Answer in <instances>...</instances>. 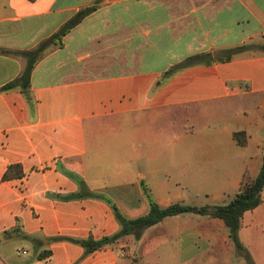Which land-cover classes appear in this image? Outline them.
I'll return each instance as SVG.
<instances>
[{
	"label": "crops",
	"instance_id": "obj_1",
	"mask_svg": "<svg viewBox=\"0 0 264 264\" xmlns=\"http://www.w3.org/2000/svg\"><path fill=\"white\" fill-rule=\"evenodd\" d=\"M85 9L35 63L31 105L18 90L0 92V264H151V250L160 264H231L230 254L234 264H264V199L243 214L238 252L216 233L221 220L190 213L124 248L85 255L51 241L116 235L107 201L128 219L143 217V185L162 208L193 195L227 205L243 177L258 175L264 152V0H0V88L25 69L23 53ZM243 46L247 54L232 55ZM120 127L142 143L130 146L133 171L88 170L86 134L97 144ZM14 164L23 177L2 181ZM69 175L101 198L68 199L80 190ZM215 250L227 254L222 261Z\"/></svg>",
	"mask_w": 264,
	"mask_h": 264
},
{
	"label": "trees",
	"instance_id": "obj_2",
	"mask_svg": "<svg viewBox=\"0 0 264 264\" xmlns=\"http://www.w3.org/2000/svg\"><path fill=\"white\" fill-rule=\"evenodd\" d=\"M33 1V0H30ZM92 9H85L78 14H76L72 19H70L64 26H62L56 34H54L50 39L43 41L35 49L23 53V56L26 59V66L21 75L14 81L6 84L0 88V92H6L11 90H18L23 94L25 100L29 105H31V97L29 94L30 88V76L33 70V67L37 60L44 54L45 51L52 45L55 44L56 40L60 41L65 34H67L72 28H74L85 15L91 12ZM246 47H240L236 51L244 50ZM198 58V57H194ZM231 55L226 57V60H229ZM193 59L189 58L184 63L171 67L167 72L164 73V78H169L173 74L183 70L184 68L190 67L193 65L191 62ZM221 61V60H219ZM233 139L236 144L243 146L245 144V134L243 132H238L233 134ZM23 171L20 164H14L7 167L2 181H10L14 179H20L23 177ZM70 178L75 180L79 185V192L73 196L68 197L72 198H81V197H96L101 198L99 195L92 193H85V185L83 181L77 179L73 175H69ZM264 187V152L262 156V162L259 169L258 175L253 179H246L243 177L240 183L238 193L232 198V200L224 206H207V207H191L184 204H172L168 207H160L153 199L152 194L149 188L142 186L143 195L147 199L149 211L148 213L140 218L128 219L123 216L117 207L107 201L111 208L113 209L115 218L120 225V231L111 237H103L99 240H94L91 237L85 239H69L56 237L51 239L53 242L58 241H69L71 243L77 244L84 249V254L89 255L95 251L101 250L105 247H127L130 242L138 241L143 232L152 227L165 218L174 217L181 214H195L199 216H207L213 219H218L223 222L225 227L229 230V238L239 250H243L239 244L237 232L240 228L241 219L243 214L249 211L254 210L261 204V192ZM41 256H50L49 252H44ZM248 260V258H247Z\"/></svg>",
	"mask_w": 264,
	"mask_h": 264
},
{
	"label": "rangeland",
	"instance_id": "obj_3",
	"mask_svg": "<svg viewBox=\"0 0 264 264\" xmlns=\"http://www.w3.org/2000/svg\"><path fill=\"white\" fill-rule=\"evenodd\" d=\"M246 49L247 47L244 50H240V51L235 50L232 53V55L247 54ZM180 127L188 128L190 127V123L181 122ZM129 134L131 135L130 131H127L126 129L120 127V131L116 133V136H114L113 138H109L106 135H101L98 138L99 140L97 139V144H95L93 136L91 137V135L87 133L86 136H87L88 149H87V155L85 157V163L87 169L93 171L96 168L104 173L119 172L121 173L120 175H125L128 174L129 172H132L136 163L134 161V157H135L134 152L131 151L130 146L133 145L136 147L138 151H140V148H142V143L133 141V139L129 137ZM113 135L114 134H112L111 137ZM141 165L143 164L141 163ZM232 198L230 200H232ZM205 199L206 197L204 196L193 195L192 198L189 201H187L186 205L200 208V207L212 206V204H214V203H210L209 200L206 201ZM262 199H264V187L261 192V201ZM192 217H198V216L193 214ZM216 233L218 234L227 233L229 235V230L224 225H222L220 226L219 229L216 230ZM151 252H153V254L152 253L150 254L152 260L151 264H160L159 260H161L162 262V258H159L158 251L151 250ZM235 252H238V249L236 247H235ZM214 254L218 256L217 257L218 259H221L220 261H222L224 256L227 255L221 251L216 252V250L214 251ZM228 259L231 262V264H234L235 256H231L230 254L228 256ZM138 264H142V263H138Z\"/></svg>",
	"mask_w": 264,
	"mask_h": 264
},
{
	"label": "built area",
	"instance_id": "obj_4",
	"mask_svg": "<svg viewBox=\"0 0 264 264\" xmlns=\"http://www.w3.org/2000/svg\"><path fill=\"white\" fill-rule=\"evenodd\" d=\"M22 254H25V252H22Z\"/></svg>",
	"mask_w": 264,
	"mask_h": 264
}]
</instances>
